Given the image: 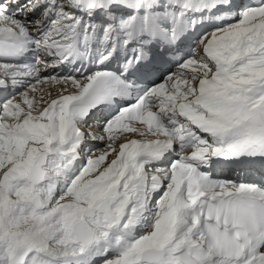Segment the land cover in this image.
I'll list each match as a JSON object with an SVG mask.
<instances>
[{
	"label": "snow or ice",
	"instance_id": "1",
	"mask_svg": "<svg viewBox=\"0 0 264 264\" xmlns=\"http://www.w3.org/2000/svg\"><path fill=\"white\" fill-rule=\"evenodd\" d=\"M0 264H264V0H0Z\"/></svg>",
	"mask_w": 264,
	"mask_h": 264
}]
</instances>
